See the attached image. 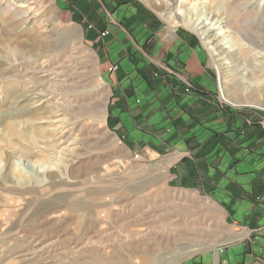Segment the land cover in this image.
Wrapping results in <instances>:
<instances>
[{"label": "rangeland", "instance_id": "374dc122", "mask_svg": "<svg viewBox=\"0 0 264 264\" xmlns=\"http://www.w3.org/2000/svg\"><path fill=\"white\" fill-rule=\"evenodd\" d=\"M167 2L0 0V264H183L237 239L210 196L169 186V156L148 158L108 127L122 66L108 40L114 27L128 34L131 67L176 72L189 92L193 78L163 55L190 39L215 103L263 124L264 0ZM202 2L220 29L200 34ZM218 32L238 47L226 64L209 41Z\"/></svg>", "mask_w": 264, "mask_h": 264}, {"label": "crops", "instance_id": "0c3cea01", "mask_svg": "<svg viewBox=\"0 0 264 264\" xmlns=\"http://www.w3.org/2000/svg\"><path fill=\"white\" fill-rule=\"evenodd\" d=\"M119 9L113 13L121 20ZM128 23L131 29L137 25L131 19ZM111 33L109 52L112 61L120 60L122 66L112 81L108 127L125 145L148 158L169 156L173 161L167 176L169 186L197 187L238 227L237 239L221 251L201 254L183 264H264V123L260 117H255L259 124L245 123L251 113L224 112L223 105L215 103L212 89L201 80L206 79L201 53L190 39L187 47L193 52L177 50L163 55L167 64L190 75L199 87L187 92L176 72L161 79L145 63L131 67L126 59L134 41L117 27ZM129 33L143 41H138L141 46L147 38H138L134 29Z\"/></svg>", "mask_w": 264, "mask_h": 264}, {"label": "bare ground", "instance_id": "6f19581e", "mask_svg": "<svg viewBox=\"0 0 264 264\" xmlns=\"http://www.w3.org/2000/svg\"><path fill=\"white\" fill-rule=\"evenodd\" d=\"M142 1H144L146 4H155V5L159 4L160 7H163V4H165L164 3L165 0L164 1L163 0H142ZM167 1L170 3V1H172V0H166V2ZM206 3L207 2H202V3L198 4V7H193V8H196L197 10L202 8L201 11L203 14H200L197 17V22L195 23L196 27L200 30V34L205 33V31L213 32L214 30L220 29L221 24L224 22V17L222 15H220L217 11H209L208 9H206ZM193 12H194V10H193ZM207 20H209V22H207ZM203 28H206V29L202 30ZM223 31H224L223 33L226 34L227 30H223ZM221 37H222V33H220V32L213 33V37H212V39H211V37H209V39H210L209 41L210 42L211 41L216 42V44L214 46H212V47H214V48H212V50L213 49L216 50L215 53H217L218 55L221 56L220 59H222V64H226V63H228V60L232 59V57L236 54V52H237L236 49L238 47L230 46L229 43H231L232 41L230 40L231 42L230 41L224 42L223 38H221ZM216 68L218 69V71L220 73V71H221L220 66L216 65ZM223 83L224 82H221V88H222L221 90L224 93ZM60 132L63 133V138L67 136V134L65 132H63L62 130Z\"/></svg>", "mask_w": 264, "mask_h": 264}]
</instances>
